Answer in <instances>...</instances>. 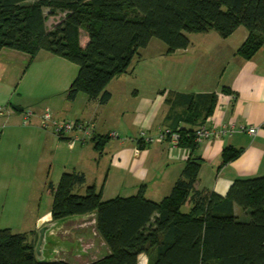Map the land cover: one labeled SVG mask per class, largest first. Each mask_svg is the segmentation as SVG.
I'll list each match as a JSON object with an SVG mask.
<instances>
[{"label": "trees", "instance_id": "1", "mask_svg": "<svg viewBox=\"0 0 264 264\" xmlns=\"http://www.w3.org/2000/svg\"><path fill=\"white\" fill-rule=\"evenodd\" d=\"M59 12L64 16L49 29V16ZM241 26L248 35L237 54L250 59L264 44V0H0V54L4 49L26 53L27 67L40 50L69 59L79 71L67 99L84 93L104 105L112 97L109 83L128 71L152 38L173 52L189 46L188 34L216 31L226 38ZM82 31L88 35L85 46ZM179 95L189 98L191 116L205 120L217 101L214 92ZM202 100L205 104L198 105ZM173 130L180 134V147H197L194 126ZM109 138L94 134L91 141L101 149ZM238 154L226 148L222 163ZM200 168L201 159L190 156L160 201L142 191L106 199L102 188L87 184L84 172L65 171L57 185H48L52 219L96 214L109 253L86 264H138L144 252L148 264H264V176L236 179L226 195L205 194L195 186ZM236 206L250 209L248 221L240 219ZM30 236L0 229V264H73L39 261Z\"/></svg>", "mask_w": 264, "mask_h": 264}, {"label": "crops", "instance_id": "2", "mask_svg": "<svg viewBox=\"0 0 264 264\" xmlns=\"http://www.w3.org/2000/svg\"><path fill=\"white\" fill-rule=\"evenodd\" d=\"M237 31L226 38L221 36L217 44H203L204 46H200L199 49L202 48L204 53H197L195 48H192L191 39L187 48L173 52H168L166 45V49L158 57L159 62L156 67H153L156 62L152 60L157 58L147 52L150 49L152 38L145 48L138 51L128 71L115 77L109 83L108 89L112 97L107 104L101 105L104 107L98 109L100 104L90 100L83 93V121L94 124V134L110 136L101 149L95 148V142L91 141V138L83 143V147L92 144L99 157L106 154L112 155L111 167L106 171L103 182L100 184L104 194L109 182L112 181L115 188L114 195L131 196L142 191L148 199L160 201L170 193L190 156L201 159V168L195 186L205 194L215 192L226 195L236 179L264 176V44L252 58L244 59L237 54V51L245 42L248 31L247 29L242 30L239 36L237 34L233 38ZM209 33L195 34H201L205 39L210 35ZM87 41L86 38L85 43ZM42 51L46 50H40L29 66L37 65L42 57L43 63L41 64H44L41 66L42 73L48 76L60 75L58 78H60L61 90H57L55 85L52 90H47V94L53 98L51 102L53 108H50L56 117V114L59 115L62 110L60 106L62 102L64 110L70 111L81 93L75 100L67 99V90L72 82L69 81V75L64 71V64L61 60L63 58L48 51L45 52L46 54H41ZM175 55L178 57L175 58ZM2 58L9 59L10 66H14L17 62L24 65V67L19 68V65L17 67L22 74L29 67H27L29 55L26 53L4 49L0 54V59ZM142 70L147 72L142 79H139ZM8 75L7 73L4 79L6 81L0 84V105H4L7 109L11 104L13 108L10 114L22 113L25 107L12 103L18 84V75H16L17 78ZM224 88L235 94L236 99L233 102L222 99L221 94L225 93ZM213 92L217 94V101L211 111L212 114L206 120L202 119V116L199 118L191 116L193 105L188 104L189 98L179 95ZM57 97H62L63 101L60 103V100H54ZM197 98V96L193 97L194 103L192 104L196 105ZM221 100L225 104L224 108L218 107ZM203 101L198 105L205 104ZM109 105H112L114 109L108 110L106 117H117L116 129L105 128L101 124V114H103L101 112H105V107ZM43 110L38 111L40 116ZM76 119L79 120V118ZM203 121V124L210 125L221 122L254 125L259 126V130L255 135L238 131L232 136L208 139L198 144L193 151L181 147L172 148L168 139L155 141L149 145L139 144L142 131L151 136H157L163 130H173L176 126L196 128ZM33 123L31 122V125ZM39 127L36 121L35 125L25 130L33 132L39 130ZM2 128L1 136L5 133L4 127ZM37 132L44 135L47 141L56 140L57 144L62 143L49 130ZM111 132H117L119 136L113 137L110 135ZM226 148L237 149L239 154L233 160L223 164V152ZM95 157L98 158V164H100L101 158L96 154ZM88 179L87 176V181ZM88 182L99 186L95 180ZM150 194L155 196L154 199L150 197ZM239 208V206L235 207L238 214ZM91 214L72 216L84 221L82 223L83 235L88 243L87 246L85 245L83 254L78 253L76 249L66 250L72 252L64 253L69 256L64 257V260L70 258L72 261V258L83 257L81 262H76V264H86L109 253L106 242L97 231L96 221L93 224L89 221ZM38 219L44 220L42 225L55 222L51 212ZM68 219L70 217L61 220L62 223L49 234L51 242L45 249L48 261L63 260L57 256L61 255L65 242H62L60 250L57 247L52 249V244L57 240L55 232L59 233L63 230ZM90 227L97 237L90 234ZM138 258V264L149 263V255L146 252L141 253Z\"/></svg>", "mask_w": 264, "mask_h": 264}, {"label": "rangeland", "instance_id": "3", "mask_svg": "<svg viewBox=\"0 0 264 264\" xmlns=\"http://www.w3.org/2000/svg\"><path fill=\"white\" fill-rule=\"evenodd\" d=\"M46 13L48 14L49 11L46 10ZM63 16L62 12L56 15L51 14L47 21L48 28L51 29ZM242 30H246V28L241 26L233 38L237 34L239 36ZM209 32L210 35L205 39L202 38L203 35L201 34H188L193 43L192 48H195L194 50L197 53H204L202 48L199 49L200 46L210 43L211 45L217 44L219 42L221 35L216 31ZM86 38L88 39V35L82 31L81 44L83 46L86 45ZM207 40L209 41L206 42ZM164 49H166V44L163 41L158 38L152 39L150 49L147 52L157 58L156 60H152L156 62L153 64V67L158 66V57L160 53H163ZM42 52L41 54H46L45 52L47 51ZM176 57L178 55H175ZM40 58L39 63L29 66L24 74L17 69L18 65L19 68L24 67V65L17 62L14 66H10L11 61L9 59H0V84L6 81L4 79L7 73L9 77H16L18 75V84L12 103L25 107L22 113L15 112V114H10L13 107L9 104V107L4 110V114L0 115V130L3 129L2 127L5 129L3 130L5 131L4 135L1 136L0 134V229L10 228L15 233H26L31 235L30 238L33 237L31 240L35 243H37V236H39L40 230V219L38 218L51 212L54 203L53 194L48 189L49 183L58 184L65 171L77 170L84 172L89 177L88 181L94 182L95 180L99 185L97 188L100 189V184L103 182L105 173L111 167L112 159L111 154L99 157V154L93 149L92 144L83 147L82 142H76L74 145H71L68 139L59 138L51 129H44L42 127L41 116L38 111L47 108V106L49 108L52 107L51 102L53 100L47 94V90H52L54 85L57 90H61L59 86L61 84L59 83L60 78H58L60 75L48 76L42 73L41 66L44 64H41L43 60L42 57ZM61 58H63L61 60L64 64V71L69 75V81L72 82L78 75L79 65L64 57ZM146 72L142 70L139 79H142ZM19 75L22 76L20 77ZM83 96V93L79 95L78 100L73 103V108L70 111L64 110L62 97L55 98L54 100L62 102V105H60L62 110L59 115L56 114V118L66 121H73L79 118V120L83 121ZM0 106L6 108L4 105ZM111 106L105 107V112H101L103 113L101 114V124L105 128L116 129L115 123L118 122L117 117H106L108 110L114 109ZM102 107L104 106L99 105L98 109ZM26 111L33 112L31 122L34 123L32 125H35L36 121H38L39 130H49L62 143L57 144L56 140L53 142L51 140L47 141L44 135L37 132L39 130L33 132L26 131L25 128L32 126L31 122L27 125L23 123V116ZM94 153L97 157L101 158L100 164H98V158L95 157ZM88 181L87 184H91ZM113 186V182L110 181L105 194L103 193L104 198L107 199L119 195H114L115 188ZM150 197L154 199L155 196L150 194ZM249 211V208L240 207L238 209L240 219L248 221L250 219ZM89 221H92V224L96 221L95 213L90 215ZM83 222L81 219L70 217L66 221L63 230L59 231V233L58 231L55 232L57 240L52 244V249L57 247L60 250L62 244L65 242L63 251L60 253L61 255L57 257L63 260L64 257H69L65 254L72 252L66 251L70 249H73V251L76 249L78 253L83 254L85 245L87 246L88 243L86 237L83 235ZM89 229H91L90 234L97 237L92 228L90 227ZM82 258H72V261L70 258H67L65 261L76 264V262H81Z\"/></svg>", "mask_w": 264, "mask_h": 264}, {"label": "built area", "instance_id": "4", "mask_svg": "<svg viewBox=\"0 0 264 264\" xmlns=\"http://www.w3.org/2000/svg\"><path fill=\"white\" fill-rule=\"evenodd\" d=\"M222 99L233 102L236 99L233 93H222ZM219 108H224L225 104L221 102L218 104ZM5 108L0 106V115L4 113ZM33 116L32 111H26L23 116V123L25 125L31 122ZM41 124L44 129H51L59 138H65L70 141L71 145L76 142L85 143L94 135L95 126L93 123L84 122L82 120H59L53 114L52 109L45 108L41 115ZM264 125V124H263ZM259 130V126L238 125L234 122H221L219 124H201L194 130V140L197 144L212 138H222L232 136L236 132H247L250 135H255ZM111 136H119L117 132H111ZM170 140L172 148H179L180 134L177 130H163L157 136H151L142 131L140 134L139 144L149 145L155 141ZM182 148V147H181Z\"/></svg>", "mask_w": 264, "mask_h": 264}, {"label": "water", "instance_id": "5", "mask_svg": "<svg viewBox=\"0 0 264 264\" xmlns=\"http://www.w3.org/2000/svg\"><path fill=\"white\" fill-rule=\"evenodd\" d=\"M43 222L44 220H40V223H39L40 230H39V236H38V241L36 244L35 251H36L37 259L39 261H48L45 255V249L51 242L49 234L53 229L57 228L62 223V221L57 220L55 222H50V223L42 225Z\"/></svg>", "mask_w": 264, "mask_h": 264}]
</instances>
